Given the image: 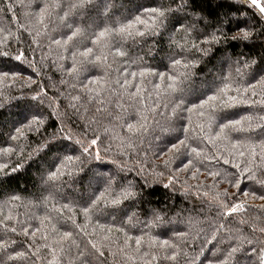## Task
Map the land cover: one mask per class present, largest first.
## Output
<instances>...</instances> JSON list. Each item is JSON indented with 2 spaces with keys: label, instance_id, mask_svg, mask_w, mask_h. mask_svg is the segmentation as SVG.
<instances>
[{
  "label": "trees",
  "instance_id": "1",
  "mask_svg": "<svg viewBox=\"0 0 264 264\" xmlns=\"http://www.w3.org/2000/svg\"><path fill=\"white\" fill-rule=\"evenodd\" d=\"M255 1L0 0V264H264Z\"/></svg>",
  "mask_w": 264,
  "mask_h": 264
},
{
  "label": "rangeland",
  "instance_id": "2",
  "mask_svg": "<svg viewBox=\"0 0 264 264\" xmlns=\"http://www.w3.org/2000/svg\"><path fill=\"white\" fill-rule=\"evenodd\" d=\"M253 3H256V1L255 0H251ZM97 169H98V172L100 173V174H103V172L105 171V168H98L97 167ZM122 170V168H120V169H117V168H114V172H120ZM100 179H98V181H96V182H94L93 183V185L95 186V185H98V184H100L101 183V181H99ZM92 186V184H87V187L89 188V187H91ZM176 225L175 224H172V226H170V227H168V228H173V227H175Z\"/></svg>",
  "mask_w": 264,
  "mask_h": 264
},
{
  "label": "water",
  "instance_id": "3",
  "mask_svg": "<svg viewBox=\"0 0 264 264\" xmlns=\"http://www.w3.org/2000/svg\"><path fill=\"white\" fill-rule=\"evenodd\" d=\"M260 9H261V11H262V13H263V17H264V10H263V8H261V7H260Z\"/></svg>",
  "mask_w": 264,
  "mask_h": 264
}]
</instances>
